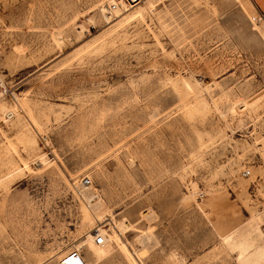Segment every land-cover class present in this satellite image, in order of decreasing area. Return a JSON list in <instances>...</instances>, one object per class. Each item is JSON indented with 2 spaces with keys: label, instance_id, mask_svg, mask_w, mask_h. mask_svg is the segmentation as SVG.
<instances>
[{
  "label": "rangeland",
  "instance_id": "rangeland-1",
  "mask_svg": "<svg viewBox=\"0 0 264 264\" xmlns=\"http://www.w3.org/2000/svg\"><path fill=\"white\" fill-rule=\"evenodd\" d=\"M0 107V264H264L252 0H0Z\"/></svg>",
  "mask_w": 264,
  "mask_h": 264
},
{
  "label": "bare ground",
  "instance_id": "bare-ground-1",
  "mask_svg": "<svg viewBox=\"0 0 264 264\" xmlns=\"http://www.w3.org/2000/svg\"><path fill=\"white\" fill-rule=\"evenodd\" d=\"M130 2L133 3V1H130ZM116 9H119V8H116ZM107 17H108V15H107ZM3 109H5V108H3ZM8 113L9 114H13L14 115V118H15L16 112L14 110H7L6 111V114H8ZM9 114H8V116H9ZM9 118H11V117H9ZM14 118H12L10 120H13ZM95 194L96 193L94 192L92 186H90L89 188H86V189H84L82 191V196L85 198V200L88 201L89 204H91L93 202V200H95V198H96V195ZM69 251H66L67 253L65 252V254L63 253V255L61 256V258H60L61 264H62V261H63V264H85V262L83 261V259L80 257L78 251H76L75 249H71Z\"/></svg>",
  "mask_w": 264,
  "mask_h": 264
},
{
  "label": "built area",
  "instance_id": "built-area-1",
  "mask_svg": "<svg viewBox=\"0 0 264 264\" xmlns=\"http://www.w3.org/2000/svg\"><path fill=\"white\" fill-rule=\"evenodd\" d=\"M128 2L133 1V0H127ZM140 0L137 1H133L134 4H136L137 2H139ZM120 5L118 3H113L112 5H109V15H112L113 11L116 8H119ZM244 176H248L251 174V172L249 170H245L244 171ZM90 186H92V180L89 177H84L80 180L79 183V187L80 188H89ZM105 236L101 233H97L96 234V243L97 244H104L105 243Z\"/></svg>",
  "mask_w": 264,
  "mask_h": 264
},
{
  "label": "crops",
  "instance_id": "crops-1",
  "mask_svg": "<svg viewBox=\"0 0 264 264\" xmlns=\"http://www.w3.org/2000/svg\"><path fill=\"white\" fill-rule=\"evenodd\" d=\"M252 1L255 3L258 10L264 13V0H252Z\"/></svg>",
  "mask_w": 264,
  "mask_h": 264
},
{
  "label": "water",
  "instance_id": "water-1",
  "mask_svg": "<svg viewBox=\"0 0 264 264\" xmlns=\"http://www.w3.org/2000/svg\"><path fill=\"white\" fill-rule=\"evenodd\" d=\"M133 1H137V0H133ZM13 116V114H9V117H12Z\"/></svg>",
  "mask_w": 264,
  "mask_h": 264
}]
</instances>
